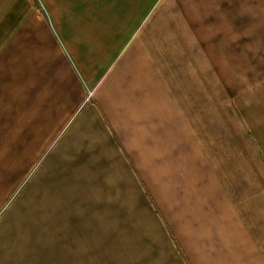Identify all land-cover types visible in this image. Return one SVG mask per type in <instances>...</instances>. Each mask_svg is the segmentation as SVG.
<instances>
[{
    "label": "crops",
    "instance_id": "1",
    "mask_svg": "<svg viewBox=\"0 0 264 264\" xmlns=\"http://www.w3.org/2000/svg\"><path fill=\"white\" fill-rule=\"evenodd\" d=\"M0 75L102 264H264V0H0Z\"/></svg>",
    "mask_w": 264,
    "mask_h": 264
},
{
    "label": "rangeland",
    "instance_id": "2",
    "mask_svg": "<svg viewBox=\"0 0 264 264\" xmlns=\"http://www.w3.org/2000/svg\"><path fill=\"white\" fill-rule=\"evenodd\" d=\"M3 81L0 75V264H102L98 239L86 238L89 222L74 217L81 192L70 190L66 175L76 161L61 156L69 126L63 116H41L32 101L19 105ZM116 238L103 240L106 250Z\"/></svg>",
    "mask_w": 264,
    "mask_h": 264
}]
</instances>
